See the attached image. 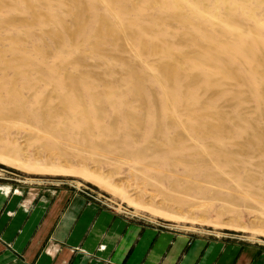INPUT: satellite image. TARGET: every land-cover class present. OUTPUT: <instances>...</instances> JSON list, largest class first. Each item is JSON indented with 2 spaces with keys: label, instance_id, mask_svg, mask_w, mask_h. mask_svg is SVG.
<instances>
[{
  "label": "rangeland",
  "instance_id": "374dc122",
  "mask_svg": "<svg viewBox=\"0 0 264 264\" xmlns=\"http://www.w3.org/2000/svg\"><path fill=\"white\" fill-rule=\"evenodd\" d=\"M3 190L264 264V0H0Z\"/></svg>",
  "mask_w": 264,
  "mask_h": 264
},
{
  "label": "crops",
  "instance_id": "0c3cea01",
  "mask_svg": "<svg viewBox=\"0 0 264 264\" xmlns=\"http://www.w3.org/2000/svg\"><path fill=\"white\" fill-rule=\"evenodd\" d=\"M0 193V264H249L246 253L218 244L188 243L144 232L107 219L94 220L93 210L72 209L66 219L53 217L39 203L30 213L18 210L20 196ZM16 209L18 211H16ZM107 222V223H106ZM99 246L104 247L99 250Z\"/></svg>",
  "mask_w": 264,
  "mask_h": 264
},
{
  "label": "bare ground",
  "instance_id": "6f19581e",
  "mask_svg": "<svg viewBox=\"0 0 264 264\" xmlns=\"http://www.w3.org/2000/svg\"><path fill=\"white\" fill-rule=\"evenodd\" d=\"M177 75V74H176ZM173 76V75H172ZM177 77V76H176ZM171 78H173V77H171ZM174 79V78H173ZM172 81V80H171ZM176 81V80H175ZM173 83V82H172ZM174 84V83H173ZM175 85V84H174Z\"/></svg>",
  "mask_w": 264,
  "mask_h": 264
}]
</instances>
